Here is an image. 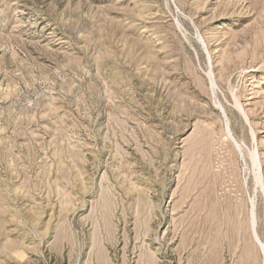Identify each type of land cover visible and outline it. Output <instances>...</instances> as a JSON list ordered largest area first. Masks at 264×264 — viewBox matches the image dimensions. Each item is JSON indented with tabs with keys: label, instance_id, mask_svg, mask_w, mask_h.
Here are the masks:
<instances>
[{
	"label": "rangeland",
	"instance_id": "obj_1",
	"mask_svg": "<svg viewBox=\"0 0 264 264\" xmlns=\"http://www.w3.org/2000/svg\"><path fill=\"white\" fill-rule=\"evenodd\" d=\"M0 264H264V0H0Z\"/></svg>",
	"mask_w": 264,
	"mask_h": 264
}]
</instances>
